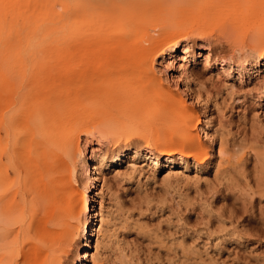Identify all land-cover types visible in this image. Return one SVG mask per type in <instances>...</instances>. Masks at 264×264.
Here are the masks:
<instances>
[{"label":"bare ground","instance_id":"1","mask_svg":"<svg viewBox=\"0 0 264 264\" xmlns=\"http://www.w3.org/2000/svg\"><path fill=\"white\" fill-rule=\"evenodd\" d=\"M262 60L264 0H0V264H88L107 219L102 171L125 158L167 165L168 180L190 164L218 172L204 73L260 72ZM175 61L179 89L164 75ZM190 100L206 111L201 128ZM82 140L107 150L84 153Z\"/></svg>","mask_w":264,"mask_h":264},{"label":"rangeland","instance_id":"2","mask_svg":"<svg viewBox=\"0 0 264 264\" xmlns=\"http://www.w3.org/2000/svg\"><path fill=\"white\" fill-rule=\"evenodd\" d=\"M219 30L215 26L214 38L221 37ZM225 43L220 55L229 58L230 42ZM51 56L56 53L46 58ZM52 65L56 67L57 61ZM258 65L260 72L255 65L246 73L236 68L226 74L217 65L204 73L214 79L213 124L224 142L218 172L190 164L185 176L168 180L167 165H143L139 160L127 168V158L115 168L103 169L106 180L98 184L97 207L107 219L93 237L97 249L88 264H264V93L259 98L257 90L258 84L264 85V60ZM198 68L203 70L201 62ZM179 71L175 61L164 73L178 78L169 81L173 89L185 83ZM190 102L201 128L206 111L202 104ZM199 134L204 137V132ZM139 141L148 145L147 139ZM84 142L80 144L84 153L107 150ZM149 147L157 149L153 142Z\"/></svg>","mask_w":264,"mask_h":264}]
</instances>
